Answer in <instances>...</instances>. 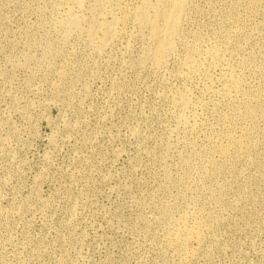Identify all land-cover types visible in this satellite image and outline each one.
I'll use <instances>...</instances> for the list:
<instances>
[{
    "label": "rangeland",
    "instance_id": "rangeland-1",
    "mask_svg": "<svg viewBox=\"0 0 264 264\" xmlns=\"http://www.w3.org/2000/svg\"><path fill=\"white\" fill-rule=\"evenodd\" d=\"M69 8L0 0V264H264V0H191L162 69Z\"/></svg>",
    "mask_w": 264,
    "mask_h": 264
},
{
    "label": "bare ground",
    "instance_id": "bare-ground-1",
    "mask_svg": "<svg viewBox=\"0 0 264 264\" xmlns=\"http://www.w3.org/2000/svg\"><path fill=\"white\" fill-rule=\"evenodd\" d=\"M83 1L84 0H74V8L71 9L69 8L70 10L68 9L69 11L67 12L66 17L64 18V20H62L63 22H61V24L63 23L66 27H69L68 30L72 28L73 31L75 29L79 31L84 26L86 18L85 20H83L82 18L83 16L80 17L79 12L78 13L76 12L77 11L76 8L81 7ZM190 1L191 0H140V5L138 7L137 6L135 8L127 7L125 9L120 10L122 11V15L120 17L116 16L114 9L110 8L111 5H109L108 9L99 8L101 13L99 14V17H102L103 15V18L105 19L101 18L102 19L101 21L97 20L98 22L94 24L92 23V25L89 24V28L85 27L87 28V30L84 29L83 31L82 29L80 31H82L84 36H86L91 41L92 44L94 43L96 47L101 50L102 47H104L108 42L110 36H112L115 33L116 28L120 24L126 25L131 23L140 27L141 29H145L146 31L148 30L149 43H150L148 56L153 66L156 69H162L168 63L171 57L175 54L176 42L179 38V31L183 19L185 18L184 17L185 12L190 4ZM94 12L96 13V10ZM91 19H93V17H91ZM99 35H101V37H99ZM80 36L83 37L82 34ZM179 101L181 102V105L182 104L188 105L189 102V101L186 102L185 96H180ZM187 105L185 107H187ZM183 107L184 106H182V108ZM183 119H185V117H183ZM197 230L193 232L194 236L196 237L199 236Z\"/></svg>",
    "mask_w": 264,
    "mask_h": 264
}]
</instances>
